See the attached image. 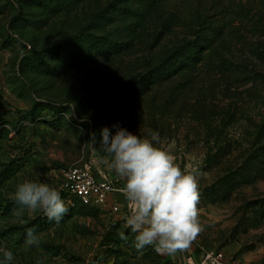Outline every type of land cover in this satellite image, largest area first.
<instances>
[{
  "label": "rangeland",
  "instance_id": "obj_1",
  "mask_svg": "<svg viewBox=\"0 0 264 264\" xmlns=\"http://www.w3.org/2000/svg\"><path fill=\"white\" fill-rule=\"evenodd\" d=\"M48 3L0 0V169L16 167L0 200L30 180L70 203L61 171L90 158L124 185L100 146L101 129L119 125L145 139L158 132L182 170L199 168L203 230L173 255L137 250L125 208H99L37 232L39 246L0 237L10 263L198 264L209 247L264 264V155L252 133L264 109V0H63L55 12ZM42 214L13 211L0 229Z\"/></svg>",
  "mask_w": 264,
  "mask_h": 264
},
{
  "label": "clouds",
  "instance_id": "obj_2",
  "mask_svg": "<svg viewBox=\"0 0 264 264\" xmlns=\"http://www.w3.org/2000/svg\"><path fill=\"white\" fill-rule=\"evenodd\" d=\"M113 127L114 134L107 126L101 129L100 146L112 156L111 167L125 180L123 193L130 213L126 227L135 233L136 249L153 246L157 253L169 255L188 249L203 230L198 208L199 168L182 170L176 157L158 146V132L145 139L119 125ZM91 141L95 146V133ZM13 199L21 206L14 210L17 216L23 208L40 210L48 220L59 223L69 212L60 191L44 182L25 180L17 185ZM119 235L127 241L123 232ZM25 244L39 246L40 238L33 228L27 229ZM0 253V264H10L13 252L0 248Z\"/></svg>",
  "mask_w": 264,
  "mask_h": 264
},
{
  "label": "trees",
  "instance_id": "obj_3",
  "mask_svg": "<svg viewBox=\"0 0 264 264\" xmlns=\"http://www.w3.org/2000/svg\"><path fill=\"white\" fill-rule=\"evenodd\" d=\"M63 0H53V4L51 3V0H49L48 4H45V8L48 12H55L57 11ZM99 46L95 41L93 47ZM183 47H177L175 48L171 53H169L162 61L161 67L162 68H167L169 69L171 66H173L176 61L181 57V52H182ZM94 50V49H91ZM161 68V69H162ZM160 69V68H159ZM156 70V69H155ZM153 70V72L155 71ZM264 108V107H263ZM226 124V123H225ZM207 126H210L209 124H206ZM220 129V128H219ZM218 131L220 132V130ZM3 130V129H2ZM209 130H211V135L208 136V140L211 141L213 139V128L209 127ZM7 129H5V133H7ZM253 135H254V142L257 145L255 151V155L257 158L261 157V155H264V109L263 113L260 117V119L255 123L254 125V130H253ZM4 133L0 134V137H2ZM212 144H217L216 138L214 137ZM222 147L217 146V149L212 152L211 154V161L217 156V154L220 152ZM16 167H2L0 169V185L3 183L4 180L10 178L11 175L15 172ZM69 208V212L61 219L60 222H63L72 216L76 214H95L99 207L94 206V205H89V204H84L81 203L76 197H72V201L70 203L65 204ZM21 206L13 199L12 197L5 198L3 200H0V217H7L11 216L13 211L15 209L20 208ZM59 222V223H60ZM55 221H50L48 220L44 214L42 215H37L26 221L25 223L19 224V225H12L9 227H5L4 229H0V237H5L11 233H16L18 235V240L19 241H25L26 238V231L28 228H33L35 230V234L39 231H44L48 229L52 225H56ZM44 248L52 250L53 246L52 245H43ZM199 250V249H197ZM200 251V250H199ZM13 264V263H10ZM94 264H109L107 262H104L103 260H100L98 262H95Z\"/></svg>",
  "mask_w": 264,
  "mask_h": 264
},
{
  "label": "built area",
  "instance_id": "obj_4",
  "mask_svg": "<svg viewBox=\"0 0 264 264\" xmlns=\"http://www.w3.org/2000/svg\"><path fill=\"white\" fill-rule=\"evenodd\" d=\"M61 183L81 203L106 208L107 196L123 193V186L97 167L93 159L73 163L61 171ZM125 197V196H124ZM126 207L128 203L126 200ZM189 262H193L189 258ZM198 264H241L239 259L227 256L222 249L201 247Z\"/></svg>",
  "mask_w": 264,
  "mask_h": 264
},
{
  "label": "crops",
  "instance_id": "obj_5",
  "mask_svg": "<svg viewBox=\"0 0 264 264\" xmlns=\"http://www.w3.org/2000/svg\"><path fill=\"white\" fill-rule=\"evenodd\" d=\"M122 206L125 208L127 215H129V209L126 207V198L121 194H112L107 196L106 208H111L114 211H122ZM120 208V209H119ZM189 258L192 259L191 256ZM193 261V259H192ZM193 263V262H192Z\"/></svg>",
  "mask_w": 264,
  "mask_h": 264
}]
</instances>
